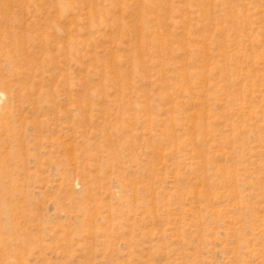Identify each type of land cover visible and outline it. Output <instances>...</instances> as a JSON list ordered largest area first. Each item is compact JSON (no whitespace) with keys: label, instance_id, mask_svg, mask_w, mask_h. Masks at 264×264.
<instances>
[{"label":"rangeland","instance_id":"obj_1","mask_svg":"<svg viewBox=\"0 0 264 264\" xmlns=\"http://www.w3.org/2000/svg\"><path fill=\"white\" fill-rule=\"evenodd\" d=\"M0 264H264V0H0Z\"/></svg>","mask_w":264,"mask_h":264}]
</instances>
